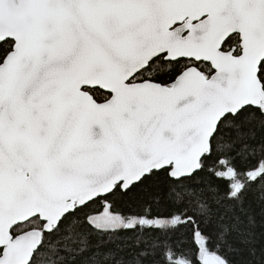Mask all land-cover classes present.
Listing matches in <instances>:
<instances>
[{"label":"snow or ice","instance_id":"obj_1","mask_svg":"<svg viewBox=\"0 0 264 264\" xmlns=\"http://www.w3.org/2000/svg\"><path fill=\"white\" fill-rule=\"evenodd\" d=\"M0 264H264V0H0Z\"/></svg>","mask_w":264,"mask_h":264}]
</instances>
